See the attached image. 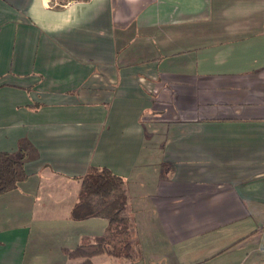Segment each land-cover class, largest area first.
I'll list each match as a JSON object with an SVG mask.
<instances>
[{
	"label": "crops",
	"instance_id": "0c3cea01",
	"mask_svg": "<svg viewBox=\"0 0 264 264\" xmlns=\"http://www.w3.org/2000/svg\"><path fill=\"white\" fill-rule=\"evenodd\" d=\"M0 264H77L80 178L126 182L135 258L264 264V0H0Z\"/></svg>",
	"mask_w": 264,
	"mask_h": 264
},
{
	"label": "trees",
	"instance_id": "16d2710c",
	"mask_svg": "<svg viewBox=\"0 0 264 264\" xmlns=\"http://www.w3.org/2000/svg\"><path fill=\"white\" fill-rule=\"evenodd\" d=\"M86 1V0H77ZM24 154L18 158L0 152V195L15 189L26 179ZM102 218L107 221L106 233L93 241L67 250L68 258L77 264H92L97 255L132 261L135 258L133 220L129 210L126 182L107 168L90 167L80 178V188L71 211L73 221Z\"/></svg>",
	"mask_w": 264,
	"mask_h": 264
},
{
	"label": "rangeland",
	"instance_id": "374dc122",
	"mask_svg": "<svg viewBox=\"0 0 264 264\" xmlns=\"http://www.w3.org/2000/svg\"><path fill=\"white\" fill-rule=\"evenodd\" d=\"M52 1V0H51ZM55 1H57V0H55ZM85 242H87V241H85ZM77 261V260H76Z\"/></svg>",
	"mask_w": 264,
	"mask_h": 264
}]
</instances>
